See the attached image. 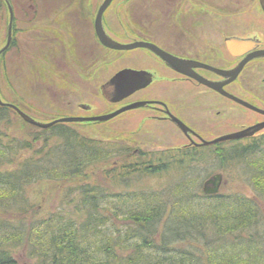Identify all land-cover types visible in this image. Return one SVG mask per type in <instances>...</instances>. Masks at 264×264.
Returning a JSON list of instances; mask_svg holds the SVG:
<instances>
[{"label":"trees","instance_id":"16d2710c","mask_svg":"<svg viewBox=\"0 0 264 264\" xmlns=\"http://www.w3.org/2000/svg\"><path fill=\"white\" fill-rule=\"evenodd\" d=\"M11 111L0 105V125ZM32 141L0 126V210L13 217L0 220V264H19V249L33 264H264V133L199 157L136 153L62 123ZM26 149L33 153L20 159ZM206 155L213 166L242 171L255 198L206 195L204 179L214 170L197 163ZM110 161L99 181L69 185L45 215L28 195L33 184L77 179ZM153 176L165 185L138 188Z\"/></svg>","mask_w":264,"mask_h":264},{"label":"rangeland","instance_id":"374dc122","mask_svg":"<svg viewBox=\"0 0 264 264\" xmlns=\"http://www.w3.org/2000/svg\"><path fill=\"white\" fill-rule=\"evenodd\" d=\"M26 1L30 2V0ZM101 1L99 0V4ZM32 2L40 5L39 8L43 12L47 5L51 8L62 7L63 10L67 9L68 12L73 13L75 5L80 0H32ZM26 10L28 11V9ZM128 12L130 13L129 17ZM23 13L24 11L19 16L18 40L24 52L20 55L10 52L7 56L0 58L1 98L4 101L18 104L23 111L40 122H51L62 116L76 114L80 111L77 108V104L80 102L91 104L95 112L105 111L109 106L116 107L108 105L105 101L101 85L126 67L144 66L143 50L139 47L127 52L109 51L99 45L98 63H94L93 66L91 62L87 66L88 58L83 56V65L81 64L79 69H76L73 67L75 61L73 65L70 63L74 59L73 55L74 57L82 56L80 46L83 47L86 42L83 41L86 40V36H84L83 40L79 41V46L72 48L71 53L65 55L64 59L67 63L65 66L63 62L60 63V56H63L64 53L60 46L65 44L66 49L70 50L72 41L74 42L78 38L76 33L69 31L72 29L69 25L60 22L61 17L52 27L49 22L46 23L44 13H39L34 17L30 16L29 12L26 16ZM107 17L110 21L107 29L115 38L122 41L136 38L137 35L142 34V31H145V26L151 27L152 32L154 31V34L162 37L165 41L175 38L187 45L188 38L190 39L195 33L199 40H201L200 37H203L204 40L210 41L211 46L215 44L219 48L224 42V37L228 35H246L253 33L255 29H259L260 33L264 35V11L260 7V0H115ZM9 19L7 9L0 12V47L6 41ZM59 29L63 30L65 34H60ZM38 34H50L53 38H57L61 44H58L59 47L54 50L53 46L37 39L36 35ZM259 78L260 81L261 78H264V74ZM236 109L239 111V114L236 115L239 117L236 116L237 119L232 120L235 115L232 116V112ZM236 109L229 106L228 111L231 117H228V132L241 128L242 125L243 127L253 126L258 124L257 120L264 118L244 107L240 109L237 106ZM10 113L9 122L1 123L2 129L9 134V137L17 138V141L33 142L32 138L40 133L41 128L22 119L13 109ZM82 114L85 112L83 111ZM127 114L120 113L119 116L111 118V121L101 124L73 123L66 124V126L87 137L103 141H119L134 146L137 151L150 152L144 147L143 139L139 138L140 118L126 124ZM258 132L263 134L264 130ZM178 137L172 139L176 142H183L181 139L179 141ZM54 140L57 141L58 138ZM161 141L168 143L171 139H160L159 142L162 144ZM39 146V143H33L34 149ZM32 153L33 150L26 149L21 152L20 159ZM196 155L199 157L202 154L196 153ZM204 157L206 159L197 162L201 168L209 167L214 170L213 174L223 172L220 193H239L255 198L256 193L247 177L243 176L242 171L236 168L223 170L218 165L210 164L208 155ZM112 164H114L113 161H110L90 166L87 175L77 179L33 184L29 187L28 195L36 202L40 215H45L59 204L69 185L99 181L100 172L111 167ZM211 175H207L204 181ZM165 179L163 176L148 177L138 184V188L147 185H165ZM1 219H13V217L11 218V214L0 210ZM172 251L181 252L180 249ZM16 256L19 264H33L26 257L24 249H19Z\"/></svg>","mask_w":264,"mask_h":264},{"label":"flooded vegetation","instance_id":"af4514ba","mask_svg":"<svg viewBox=\"0 0 264 264\" xmlns=\"http://www.w3.org/2000/svg\"><path fill=\"white\" fill-rule=\"evenodd\" d=\"M104 1L105 0H102L99 4V0H80V2L75 5L74 12L71 13L70 11L68 12L67 9L63 10L62 7L51 8V6L47 7V5H45L46 7L43 12V10L39 8L40 5L32 2V0H30V2L26 0H0V12L7 9L10 18L5 44L0 47V58L7 56L10 52L17 55L24 52L18 40V35L20 33L18 26L20 21L19 16L22 11H24L23 15L25 14L26 16L27 12H29L28 14L32 17L39 13L46 14H43V16H45L44 19L46 23L49 22L52 27L54 23L60 19L59 17H61L60 22L69 25L72 28L69 31H74L76 33L78 38L75 39L74 42L72 41L70 50L66 49L65 44L60 46L64 51V53L62 52L63 56H60V63L63 62L65 66H67L66 59H64V57H66L65 55L69 52L71 53L72 48H77L80 43L79 41H82L84 36H86V40H83L86 41L83 45L84 51L82 45L80 46L82 56L74 57L73 55L74 59L70 63L73 65L75 61V66L73 67H76V69H79L81 64L83 65V56L88 58L86 62L87 66H89L91 62L93 66L98 63L99 45L109 51H130L112 49L105 46L100 41L96 29V22L100 7ZM114 1L115 0L111 1L102 15V23L106 33L111 38L121 43H132L135 41L153 43L182 60L183 62L179 63V67L182 69L172 67L151 49L140 47L139 49L143 50L142 57L144 66L139 68L126 67L124 69L140 70L151 74V80L147 85L120 101H112L107 94L109 91L108 88H110V86H108L110 78L101 85V89L108 105H115L116 107L113 108L109 106L105 111L95 112L91 104L80 102L77 104V108L80 110L78 113L62 117L100 116L112 113L133 103L141 102L142 105L140 107L128 109L121 114L128 113L125 117L126 124H130L137 118H140L139 138L143 139L144 147L149 149L151 153L178 151L189 155L196 153L210 154L213 150L215 151L216 148L219 149L230 143L247 139L228 140L210 145L202 144L203 140L209 141L252 126L248 125L243 127L242 125L241 128H236V130L228 132V117H231L228 111L229 106L233 109H236L237 106H239L240 109L244 107L264 117L263 113L255 111L236 100V98L242 99L264 110V78H261L259 81V77L264 74V56L256 55L258 52L264 51V35L260 33V30L255 29L253 33H248L246 35L232 34L230 36H225L224 42L220 48L215 44L211 46L209 44L210 41L204 40L203 37H200L201 40H199V37L196 36L193 31L192 37H190V39L188 38L187 45H185L183 41L175 38L174 40H169L166 37L169 41H165L162 37L154 34V31L152 32V29H150L151 27L148 26H145V31H142V34L137 35L136 38L130 41H122L115 38L107 29V26L110 25L107 16L111 12V6ZM260 7L262 8L261 3ZM26 9H28V11ZM127 15L129 17L130 13L128 12ZM127 15L125 14V16ZM11 18L12 25L10 29ZM59 30L60 34H65L63 30ZM36 37L43 43L53 46L54 50L59 47L58 44H61L57 38H53L50 34H38ZM229 37L251 39V42L246 46L238 43L233 45L236 51V54H234L230 51L228 46L227 38ZM249 56L253 57L246 61L238 75L231 81L229 80L230 77L222 75L216 70L228 71L235 69ZM207 81L217 82L220 89L213 88ZM15 105L19 107L18 104ZM19 108L22 110L21 107ZM83 111L85 114H82ZM234 112H232V116L235 114L232 120L237 119L236 116L239 117L236 115L239 114V111L236 109ZM177 120L185 125L186 131L178 125ZM109 121H111V119L107 121L73 123L101 124ZM261 122H264V118L256 121V123ZM73 123L64 122L62 124ZM261 130H264V128ZM260 133L261 132H257L255 135L248 138L256 137L260 135ZM181 136L185 139L183 140ZM174 137H178L179 141L181 139L183 142H176L172 139ZM160 139H171V141L168 143L163 141L165 144L161 141V144L159 142ZM134 151L136 153L139 152V150Z\"/></svg>","mask_w":264,"mask_h":264},{"label":"water","instance_id":"95a60500","mask_svg":"<svg viewBox=\"0 0 264 264\" xmlns=\"http://www.w3.org/2000/svg\"><path fill=\"white\" fill-rule=\"evenodd\" d=\"M111 1L112 0H105L103 2L102 6L100 7L97 22H96L97 33H98L99 39L102 42V44H104L105 46H107L109 48L116 49V50H131V49H135V48H139V47H147V48L151 49L152 51H154L156 54H158L160 57H162L172 67L182 69L179 67V63L183 62L182 60H180L179 58L173 56L172 54L164 51L163 49H161L160 47H158L157 45H155L153 43H149V42H145V41H135L132 43H121V42H118V41L114 40L113 38H111L106 33L105 28H104L103 23H102L103 12L109 6ZM260 3H261V6L264 10V0H260ZM11 23H12V18L10 21V29H11V25H12ZM10 37H9V41H10ZM227 42H228V46H229L230 51L232 53L236 54V51L234 50L233 45L238 43L240 45L246 46V45L250 44L251 39L229 37V38H227ZM256 55L257 56H264V51H260ZM253 56H249L248 58H246L245 61L242 62L235 69L228 70V71H223V70H219V69H216V70H218L222 75L230 77L229 80L231 81L238 75V73L240 72L243 65L246 63V61H248ZM150 80H151V74H149V73H146V72L140 71V70H134V69H123V70L119 71L118 73H116L109 80L108 86H110V88H108L109 91L107 94L112 101H120L121 99H124L125 97L132 94L133 92L140 89L141 87L147 85L150 82ZM207 83L209 85H211L213 88L220 89L219 88L220 86L217 82L207 81ZM236 100L238 102H240L241 104L264 114V110H262L256 106H253V105L249 104L248 102H246L242 99L236 98ZM0 105L1 106H8V107L15 109L18 112V114L25 121H27L33 125H36L40 128H49V127L53 126L54 124L60 123V122H72L73 123V122H86V121H106V120H109V119L117 116L118 114H120V113H122L128 109L140 107L142 105V103L136 102V103H133L131 105L122 107V108L116 110L115 112L110 113V114H106V115L93 116V117H63V118L55 119L51 122H40V121L34 119L33 117L29 116L25 112H23L21 109H19L14 104L4 102L1 99V97H0ZM177 123L182 129H185V131H186V127L181 121L177 120ZM263 128H264V122H261V123L255 124L253 126H250L248 128H245L243 130L233 132V133H229V134H226L222 137L215 138V139L210 140V141H204L203 140L202 144L203 145H210V144H215V143L222 142V141L236 140V139L251 137ZM222 180H223V174L222 173H217V174L212 175L204 183L203 189H204L205 194L211 195V194L218 193L220 185L222 183Z\"/></svg>","mask_w":264,"mask_h":264}]
</instances>
